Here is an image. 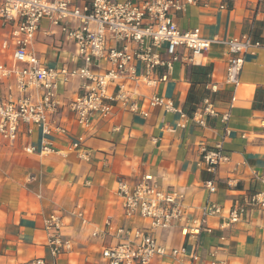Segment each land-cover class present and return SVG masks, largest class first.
Masks as SVG:
<instances>
[{"label": "crops", "instance_id": "0c3cea01", "mask_svg": "<svg viewBox=\"0 0 264 264\" xmlns=\"http://www.w3.org/2000/svg\"><path fill=\"white\" fill-rule=\"evenodd\" d=\"M173 18L180 30H197L204 38L249 35L262 44L246 55L238 89L226 82L228 53L223 46H213L197 63L179 48L180 61L167 82L153 89L129 87L136 88L133 101L149 117L117 103L108 118L95 117L92 128L85 130L69 108L81 81L71 78L61 84L55 119L68 134L44 138L35 129L31 137L21 134L13 144L0 139V264L36 259L105 264L102 252L119 244L115 231L120 228L149 230L165 249V255L155 256L150 264H264V211L246 206L248 196L264 191V0H198ZM9 30L0 22V45ZM114 44L110 38L108 46ZM31 50L48 68L74 71L82 64L75 43L49 19L41 21ZM136 65L141 73V64ZM105 68L107 62H100L99 69ZM163 72L158 70L157 76ZM28 94L19 93L13 80L0 85V96L6 99ZM153 95L170 100L186 117L149 107ZM206 99L213 102L214 116L202 114ZM195 114H201L205 125L192 120ZM44 140L52 143L54 153H40ZM78 142L80 148L72 149ZM217 145L228 160L213 174L202 164L201 148ZM29 146L37 153H26ZM144 179L183 195L185 216L171 229L151 230L140 217H126L117 183L124 180L133 186ZM210 180L217 187L213 194L206 188ZM211 205L222 209L220 215L206 218L205 228L211 232L182 234ZM241 206H246L242 220L229 223L230 212ZM52 215L62 219L61 234L71 243L56 259L46 230ZM108 222L113 231L105 234ZM181 248L186 256L174 259L171 251Z\"/></svg>", "mask_w": 264, "mask_h": 264}, {"label": "built area", "instance_id": "2783aa9c", "mask_svg": "<svg viewBox=\"0 0 264 264\" xmlns=\"http://www.w3.org/2000/svg\"><path fill=\"white\" fill-rule=\"evenodd\" d=\"M197 4L198 0H142L140 3L132 0H0L1 28H10L0 45V85L13 80L19 93H29L20 99L0 96L1 141L13 144L21 134L31 137L35 129L44 138L54 133L68 134L66 128L56 122L55 116L60 106L59 87L71 78L81 81L80 92L69 103V108L83 129L90 130L97 116L108 118L111 107L117 103L126 111L149 117V113L141 111L133 101L136 88L130 90L129 87L133 84L153 89L159 83L167 82L175 64L180 61L179 48L189 51V60L197 63L213 46H223L228 53L226 82L238 89L246 55L260 49L262 44L249 35L231 39L204 38L197 30H180L173 14ZM43 19H49L75 43L77 57L82 63L78 70L45 67L33 54L31 47ZM110 38L115 43L112 46H108ZM102 61L107 62V69H99ZM136 63L141 64V73ZM161 69L165 72L157 76ZM111 88L113 93L109 92ZM149 107L161 108L167 113L179 112L186 117L170 100L157 95L149 98ZM202 114H216L210 99L205 100ZM228 118L229 115L224 116L225 121ZM192 120L205 125L201 114H195ZM79 148V142L73 144L72 149ZM25 151L37 153L33 146L26 147ZM54 152L52 143L44 140L40 153ZM201 153L202 164L209 173H216L228 160L223 155L222 145L212 150L202 147ZM206 188L212 194L217 191L212 180L206 183ZM117 194L123 200L126 217H140L149 223L151 230L171 229L185 216L183 195L149 185L145 179L133 186L119 180ZM246 206L264 211V191L248 196ZM246 206L232 210L229 223L240 222ZM221 212L219 206L211 205L205 209L203 217L194 221L192 227L183 229L182 234L198 235L201 230L210 233L211 230L205 228L207 216ZM62 228L63 221L58 216L52 215L46 221L48 248L53 259L71 249L70 241L61 234ZM112 231L108 222L105 234ZM115 233L120 242L104 249L102 259L105 264H150L155 256L165 255V249L157 245L149 230L120 228ZM186 252L185 248L173 249L171 256L178 260L185 257ZM29 264L55 263L36 259ZM189 264L196 263L192 260Z\"/></svg>", "mask_w": 264, "mask_h": 264}]
</instances>
